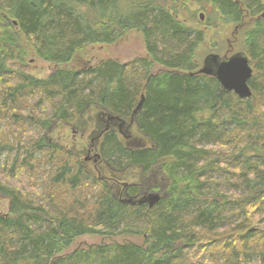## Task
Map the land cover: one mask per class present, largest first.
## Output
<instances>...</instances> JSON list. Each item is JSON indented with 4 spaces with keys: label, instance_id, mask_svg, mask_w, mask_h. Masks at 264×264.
I'll return each instance as SVG.
<instances>
[{
    "label": "trees",
    "instance_id": "1",
    "mask_svg": "<svg viewBox=\"0 0 264 264\" xmlns=\"http://www.w3.org/2000/svg\"><path fill=\"white\" fill-rule=\"evenodd\" d=\"M197 8L209 13L208 28L253 20L250 99L196 73L208 37ZM263 12L264 0H0V195L9 200L0 264H264V230L255 227L264 222ZM133 30L147 56L66 66ZM24 43L56 64L50 76L24 70ZM132 121L148 145L121 138L119 126ZM92 123L108 180L89 178L79 157L50 138L59 124L82 132ZM31 124L43 134L25 135ZM129 175L119 197L113 182ZM154 192L161 199L150 206ZM219 230L226 236H202ZM145 233L144 243L67 252L82 235Z\"/></svg>",
    "mask_w": 264,
    "mask_h": 264
},
{
    "label": "rangeland",
    "instance_id": "2",
    "mask_svg": "<svg viewBox=\"0 0 264 264\" xmlns=\"http://www.w3.org/2000/svg\"><path fill=\"white\" fill-rule=\"evenodd\" d=\"M197 12V17L201 21L202 27L206 28L208 37L206 41L200 46L196 51V61L198 64V69H201L204 66L205 59L212 55L217 54L220 56V60L227 59L235 54L241 53L247 55L245 48V40L246 33L249 29L250 25L253 24V20L248 16L245 18L246 20L241 24L235 25H222L218 24L217 27L208 28L205 26L206 20H208L209 13L205 10L195 9ZM203 17V18H202ZM19 53L21 54V58H23V63L25 65L24 70L29 72L30 74L38 77V78H47L56 70V64L45 61L37 56L34 52H32L30 46H27V43H24V46H20ZM147 56L145 41L143 35L138 31H128L126 32L120 40L113 45H97V46H89L82 53L80 52L77 55L76 60L66 66H79L78 63L83 59H90L93 63L99 62L102 59H117L122 63H127L129 61L134 60L137 57H145ZM248 57V56H247ZM89 60V61H90ZM91 61L88 63L90 64ZM19 63L17 62L16 65ZM87 65V64H86ZM160 68V67H159ZM158 67L154 69V72H158ZM254 75V74H253ZM253 91V90H252ZM239 97V96H238ZM240 98V97H239ZM92 120L96 118V112L92 111L90 113ZM93 122V121H92ZM90 125V124H88ZM130 125V124H129ZM122 129L119 130L123 135H131L129 139L123 138L126 143L129 145H139L146 146L148 145V141L143 139L137 131L136 125L132 128L131 126L128 128L127 126L122 125ZM5 127V123L3 121L0 122V130H3ZM26 134L25 135H33L34 132L36 134H43L41 130L36 127L34 124L25 125L24 127ZM98 132L99 129L94 128V124L92 123L90 127L85 131H77L72 128L71 125L63 124L57 125L51 130L50 138L52 137L55 142H58L62 146L66 147L68 151H72L79 157V161L83 165L84 169L89 173V178L97 176L98 178L107 179L108 176H111L109 173L105 171V163L99 160V142H95L94 140H98ZM26 138V137H24ZM30 138V137H29ZM32 138V137H31ZM26 143H30L29 139H25ZM75 155V156H76ZM6 153L2 154V159H5ZM1 159L3 163L4 160ZM231 164L228 160L226 164ZM104 166V167H103ZM51 167L47 166V170ZM137 172V170H136ZM100 174V175H99ZM135 173H133L134 175ZM228 174V171L226 172ZM214 178L217 181L222 182L224 176L221 174L214 173ZM129 179L127 181H114L116 194L119 197L124 196V191L126 190V186L134 182V178L131 175L128 176ZM127 184V185H126ZM224 189V188H221ZM85 190V189H84ZM226 190V189H225ZM87 190V192H89ZM157 193V192H154ZM143 196V195H142ZM9 211V200L4 196L0 195V212L8 213ZM259 230H264V222L259 223L255 226ZM217 234H210L203 232L202 236L212 237L211 235H220L222 238L226 236V232L223 233L222 230L217 231ZM225 234V235H224ZM142 236H131V235H119V236H105V235H82L78 237L73 244V246L67 250V252H72L76 248H88L97 246L100 244H106L111 242H124V241H133L137 243H144L145 237L147 233L141 234ZM223 243H226V240H222ZM205 259V256L202 257Z\"/></svg>",
    "mask_w": 264,
    "mask_h": 264
},
{
    "label": "water",
    "instance_id": "3",
    "mask_svg": "<svg viewBox=\"0 0 264 264\" xmlns=\"http://www.w3.org/2000/svg\"><path fill=\"white\" fill-rule=\"evenodd\" d=\"M260 17L264 19V12ZM197 74L214 76L225 91L234 92L242 99L251 98L253 95L249 85V80L253 77V68L250 66L249 58L244 54L238 53L224 60H220L219 55L212 54L205 59L204 66L198 70ZM143 101L144 96L134 114L141 109ZM160 199V193H151L145 198L150 206Z\"/></svg>",
    "mask_w": 264,
    "mask_h": 264
},
{
    "label": "bare ground",
    "instance_id": "4",
    "mask_svg": "<svg viewBox=\"0 0 264 264\" xmlns=\"http://www.w3.org/2000/svg\"><path fill=\"white\" fill-rule=\"evenodd\" d=\"M147 16V15H146ZM197 75V74H196ZM58 102V101H57ZM259 110V109H258ZM243 111V110H242ZM260 112V111H259ZM257 114V113H256ZM230 159V158H229ZM3 160V159H2ZM67 161V160H66ZM46 171V170H45ZM44 171V172H45ZM208 177V176H207ZM101 189V188H100ZM132 196V195H131ZM145 207V206H144ZM219 237V236H218ZM217 241V240H216ZM220 241V240H219ZM131 242V241H130ZM222 247V246H221ZM227 247V246H226ZM221 249V248H220ZM229 250V249H228ZM220 251V250H219ZM201 252V251H200ZM230 252V251H229ZM196 254V253H195ZM229 254V253H228ZM227 255V254H226ZM209 257V256H208ZM207 257V258H208ZM192 258V257H191ZM195 258V257H194ZM200 258V257H199ZM207 258H206V260H207ZM203 259V258H202ZM191 262V261H190ZM202 262V261H201Z\"/></svg>",
    "mask_w": 264,
    "mask_h": 264
}]
</instances>
